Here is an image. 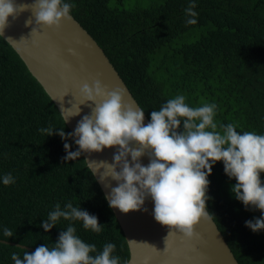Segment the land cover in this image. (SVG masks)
<instances>
[{
    "label": "trees",
    "instance_id": "trees-1",
    "mask_svg": "<svg viewBox=\"0 0 264 264\" xmlns=\"http://www.w3.org/2000/svg\"><path fill=\"white\" fill-rule=\"evenodd\" d=\"M124 1L65 0L75 5L70 14L104 50L149 120L152 111L183 94L192 107L215 103L218 126L233 123L237 131L264 134V0H150L119 6ZM193 2L197 23L188 24L192 17L185 9ZM50 126L70 132L43 87L0 36V264H14L13 253L22 258L25 251L34 252L9 242L52 247L70 225L97 252L114 243L113 256L126 264L124 234L83 154L63 159L65 141L40 132ZM67 142L77 150L72 139ZM9 173L15 183L6 186L3 176ZM208 179L207 210L238 263L264 264V230L253 232L245 224L264 213L235 198L236 181L222 161L213 165ZM68 202L97 216L102 230L61 218L45 231L48 213ZM4 228L14 235L5 237Z\"/></svg>",
    "mask_w": 264,
    "mask_h": 264
},
{
    "label": "clouds",
    "instance_id": "clouds-1",
    "mask_svg": "<svg viewBox=\"0 0 264 264\" xmlns=\"http://www.w3.org/2000/svg\"><path fill=\"white\" fill-rule=\"evenodd\" d=\"M74 6L65 0H32L36 24L32 31L40 25L60 27L64 19H71ZM195 6L193 2L185 9L186 15L192 17L186 21L188 24L197 23ZM26 8L16 0H0V35L8 26L9 17L17 18ZM32 23L30 17L26 24ZM80 95L87 102L92 101L94 107L78 121L73 132L51 126L41 128L40 132L47 136L58 134L65 141L67 154L63 159L68 161L76 160L86 152L117 148L113 162H101L106 165L103 178L111 177L118 184L105 196L109 207L123 213L138 211L150 197L154 201L153 214L157 222L170 231L178 230L193 238L195 226L202 219H210L208 177L213 165L222 161L225 173L236 181L231 189L235 198L246 208L264 213V180L261 179L264 134L237 131L238 126L233 123L218 126L215 103L192 107L186 103L183 94L152 111L147 125L144 123L145 111L125 102L123 88L109 90L102 81L96 80L94 84H83ZM68 118L65 116L66 122ZM69 139L78 146L76 151H72V144L67 142ZM145 155L150 160L147 166L141 163ZM12 183L15 178L10 173L3 176L4 185ZM61 218L82 221L86 230L97 233L102 230L97 216L73 206L72 202L63 208L57 203L43 221V229L50 231ZM245 224L253 232L264 230V215ZM76 232L70 225L60 232L54 246L41 245L34 252L25 251L22 258L16 253L11 258L14 264H120V258L113 256L114 243H106L102 251L97 252L95 244L86 243ZM3 235L10 238L14 234L4 228Z\"/></svg>",
    "mask_w": 264,
    "mask_h": 264
},
{
    "label": "water",
    "instance_id": "water-1",
    "mask_svg": "<svg viewBox=\"0 0 264 264\" xmlns=\"http://www.w3.org/2000/svg\"><path fill=\"white\" fill-rule=\"evenodd\" d=\"M16 3L25 4L28 8L15 19L10 16L4 34L0 36L43 87L70 132L94 107L92 101L87 102L80 95V88L85 83L94 84L100 80L109 90L123 88L125 102L141 108L104 50L71 14V19H64L58 28L40 25L32 31L36 27L31 10L32 0H16ZM30 17L33 23L27 25ZM79 111V115H75ZM65 116L69 117L67 122ZM149 122L145 114V125ZM116 151L117 148L112 147L102 152L83 153L86 165L104 196L118 184L111 177L103 178L106 165L101 162H113ZM149 162L147 155L141 158L145 166ZM111 210L128 245L129 259L126 264H239L211 216L209 220L202 219L195 226V236L188 238L178 230L170 231L155 220L154 201L150 197L138 211L123 213L116 208ZM9 243L35 251L26 245Z\"/></svg>",
    "mask_w": 264,
    "mask_h": 264
},
{
    "label": "rangeland",
    "instance_id": "rangeland-1",
    "mask_svg": "<svg viewBox=\"0 0 264 264\" xmlns=\"http://www.w3.org/2000/svg\"><path fill=\"white\" fill-rule=\"evenodd\" d=\"M150 0H125L124 3L119 4V6L131 7L134 4L147 5Z\"/></svg>",
    "mask_w": 264,
    "mask_h": 264
}]
</instances>
